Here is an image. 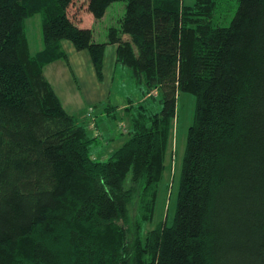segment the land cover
Segmentation results:
<instances>
[{"label": "trees", "instance_id": "1", "mask_svg": "<svg viewBox=\"0 0 264 264\" xmlns=\"http://www.w3.org/2000/svg\"><path fill=\"white\" fill-rule=\"evenodd\" d=\"M75 1L0 0V264H264V0H123L102 42L70 13ZM113 1L85 9L99 19ZM36 13L32 53L24 21ZM63 40L88 52L98 80L115 44L139 85L127 137L105 157L44 74L58 59L70 68ZM184 92L193 119L173 218L132 254L118 222L135 188L156 196ZM118 105L106 104L114 120Z\"/></svg>", "mask_w": 264, "mask_h": 264}, {"label": "rangeland", "instance_id": "2", "mask_svg": "<svg viewBox=\"0 0 264 264\" xmlns=\"http://www.w3.org/2000/svg\"><path fill=\"white\" fill-rule=\"evenodd\" d=\"M185 3H190L193 0H183ZM124 10V1L117 0L113 1L105 10L103 16L99 19H94L92 14L85 9V0H76L73 8L69 9L70 13L80 18L76 20L80 25H86L91 27L93 31V37L95 41H104L107 36V27L109 25H118V20L122 16ZM235 10V2H230L229 5L225 4V9L220 11L218 14V20L222 24H228ZM79 15V16H78ZM25 30L27 39L29 42V48L32 53L39 50L42 46L41 40V20L40 14L36 13L25 19ZM110 48L108 47L106 54H109ZM85 52V51H84ZM113 52V51H112ZM88 53V52H87ZM89 55V54H88ZM91 60V59H90ZM62 61L59 62L60 66H64ZM106 69V80L100 86H109V100L112 104H119L124 107V103L131 98L132 101H138L141 97L139 85L135 82L130 69L124 65L117 66L115 72L111 71L110 60L105 61ZM92 63V62H91ZM126 67V68H125ZM66 70L60 74L58 78H51L49 76V68L46 67V74L52 81L57 93L60 95L63 102L68 98L71 100V105L69 106L72 110L78 107H86L87 104L83 103L81 106V100L79 96V89H76L75 84L72 82V76ZM55 73H59L58 70H52ZM112 76V77H111ZM103 79V78H102ZM101 79V80H102ZM97 80V79H96ZM92 83L86 85L88 88H92ZM82 89L85 88L84 84L81 83ZM83 99H86V92L81 90ZM64 92L66 95H64ZM129 100V101H131ZM194 105V96L190 93H180L177 105V115L173 118L172 127L169 134V142L165 154V170L161 183L156 188V196L143 195L140 188H135L131 193L130 202L128 204V214L124 220L118 222L121 226H125L128 240L129 248L131 253L139 245V243L144 241L146 233L157 225L169 224L173 218L175 209V198L177 192V184L180 175V167L182 158L184 155L187 129L192 123V113ZM67 110L70 111L68 106ZM78 108V109H79ZM90 106L87 108V111ZM124 109V110H123ZM118 111L121 116V121L110 120L111 131L115 132L117 135L116 139L109 142V144H104L101 139L95 144L91 145V152L94 156L101 158L107 156L113 149L118 147L122 141L127 137L123 128L130 125L128 120V114L125 112V108ZM126 185L130 186V176L126 180ZM153 194V193H152ZM154 195V194H153ZM152 207H149V204Z\"/></svg>", "mask_w": 264, "mask_h": 264}, {"label": "crops", "instance_id": "3", "mask_svg": "<svg viewBox=\"0 0 264 264\" xmlns=\"http://www.w3.org/2000/svg\"><path fill=\"white\" fill-rule=\"evenodd\" d=\"M192 2H190V3H192ZM106 39H107V37L104 39V41ZM61 45L67 54L70 68L65 63L64 60L58 59V60L52 61V62L48 63L47 65H45L44 74L47 77V79L49 80V82L52 84L53 89L55 90L56 94L60 98L61 103H62L63 107L65 108V110L71 114L76 115L81 121H83L84 124L86 125V127H88V132L90 134H92L93 136L95 134H97L98 135V137H97L98 141H100L99 139H101V141H103L104 144H109V142L116 139L117 135L115 134V132L111 131V129H110V127H111L110 120L111 119L114 120V119L112 118V116L110 114L108 115V113L106 112L107 111L106 110V104L108 103V100H109V94L107 93V90L109 91V86L103 87V86H100V84L104 83L106 80V75H107L106 69H105L106 59L110 60L112 73L115 72L117 69V66H119V64L116 61V45L110 43V44H106V46H105L104 58H103V79L102 80H98L96 78L90 57H89L86 50L75 49L73 47L72 43L68 40L61 41ZM110 46L113 48H110L109 54H106V51H107L108 47H110ZM60 61H62L61 63H63V65L67 68L68 72H72V73H70L72 78H73L72 82L74 84L76 83L75 87H76V89H79V96H80V100H81L80 104H82L81 106H83V103L87 104L86 107H83V109H82V107H80V108L78 107L79 109L77 108L75 110H72L69 107L71 105V100H68V98L63 102L60 95L57 93L52 81L50 80V78L46 74V71H47L46 67H47V68H49V76L53 79L58 78L59 74H60V70L62 72H64V70H66L64 68V66H62V67L60 66V64H59ZM53 68H54V70H58L59 73L57 74V73L53 72L52 71ZM81 83L84 84L85 88L82 89ZM89 83L93 84L92 88L86 87V85H88ZM80 89L84 90L86 92V99H83ZM64 95L67 96V94H65V92H64ZM66 106H68L70 111L67 110ZM89 106L92 107L93 109L91 112H89V111L86 112L87 108ZM120 109L122 110L123 108H122V106L118 105V107L115 108V110L113 112L115 115L114 116L115 121L117 120V122L121 121V116L118 114V111H120ZM123 132H125L124 128H123Z\"/></svg>", "mask_w": 264, "mask_h": 264}]
</instances>
